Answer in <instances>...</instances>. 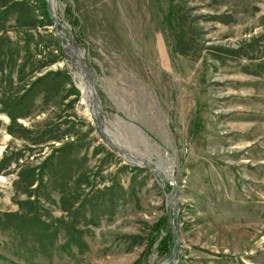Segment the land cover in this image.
<instances>
[{"label": "rangeland", "instance_id": "obj_1", "mask_svg": "<svg viewBox=\"0 0 264 264\" xmlns=\"http://www.w3.org/2000/svg\"><path fill=\"white\" fill-rule=\"evenodd\" d=\"M40 1L0 0V264H264V0Z\"/></svg>", "mask_w": 264, "mask_h": 264}, {"label": "bare ground", "instance_id": "obj_2", "mask_svg": "<svg viewBox=\"0 0 264 264\" xmlns=\"http://www.w3.org/2000/svg\"><path fill=\"white\" fill-rule=\"evenodd\" d=\"M48 1L52 5V7L54 8L55 5H56V1L55 0H48ZM66 48L70 52L69 56L77 63V65L79 63H82L84 65V67H85V69H83V71L81 73H79V76L81 78L80 88H81V91L83 93V104L85 105V103L88 102L87 107H88L89 113L91 115H94L96 120L98 122H100V124H101L100 109L98 110V112L96 114H95L94 109H93V106H96V104H97V102L95 100V96L98 99V92H97V88H96V85H95L94 78L92 77L91 73L89 72L90 70L87 68L88 66H86V64H85V61H84L85 60V55H84L83 52L79 53L78 51H76L74 49V47L72 45H70V44H68V46ZM89 103H91V104H89ZM99 106H100V103H99ZM105 132L107 134V138H108L109 143L112 145L111 147L117 148L119 153H122L123 154L122 156H124L125 160H127L130 164H133L135 166H140V165L137 164L135 158H132L131 155H129L127 152L124 153L122 151V148L118 147L117 143L108 135V131L106 129H105ZM140 163H143V162H140ZM140 167H142V166H140ZM153 169L156 172L158 171L157 172L158 174L164 175L166 177V174H165L164 171H162V170H160L158 168H153ZM175 254L176 253L174 251V255ZM163 264H174V263L173 262L171 263L170 261H166Z\"/></svg>", "mask_w": 264, "mask_h": 264}, {"label": "trees", "instance_id": "obj_3", "mask_svg": "<svg viewBox=\"0 0 264 264\" xmlns=\"http://www.w3.org/2000/svg\"><path fill=\"white\" fill-rule=\"evenodd\" d=\"M40 5L43 9L42 17L49 24H51L52 20L47 15L45 4L42 1H40ZM11 119L13 121L15 120L14 117H11ZM1 163H2V160L0 161V167H2ZM161 230H162V232H164V237L158 243L157 250H158L159 255L165 256L170 251V248H171L173 241H174V237L172 235V232L170 231L169 227H167V218L166 217H163L157 223L154 224V226L152 228V236H150V241L152 242V244H154V242L156 241ZM134 264H136V263H134Z\"/></svg>", "mask_w": 264, "mask_h": 264}, {"label": "water", "instance_id": "obj_4", "mask_svg": "<svg viewBox=\"0 0 264 264\" xmlns=\"http://www.w3.org/2000/svg\"><path fill=\"white\" fill-rule=\"evenodd\" d=\"M43 1H44L47 5H49L48 0H43ZM49 15H50V14H49ZM50 16H51L52 20L54 21V27L57 28L58 26H60V33L63 34V38L60 36V39L63 40L65 44H67L66 39H65V34H64V32H63L62 26H61L60 23H59L58 18H57L56 16H54V15H50ZM77 67L79 68L80 71H83V69H85V67H84V65H83L82 63H79V64L77 65ZM95 100H96L97 103L100 102V100L97 99L96 96H95ZM93 109H94V112H95V114H96V113L98 112V110H99V105L96 104V106H93ZM96 127H97L98 130L100 131V134H101V136L104 138V140L106 141V143H107L109 146H112V145L109 143L108 138H107V134H106V132H105V129L102 128L100 122H96ZM112 149H113L114 151H116L117 153H119V151H118L117 148L112 147ZM120 154H121V153H120ZM135 160H136V162L138 163V165H140V166L144 165L143 163H140V162H142V161H140V159L135 158ZM144 167L150 169V170H151L154 174H156V175L163 176V175H160V174L156 173L155 171H153V167L149 166L148 164H145ZM174 189H175V187H173V190H174ZM169 197L171 198V197H172V194H169ZM170 204H171V202H168L169 220H171V218H170V215H171V211H170V210H171V205H170ZM171 228H172V225H171ZM172 231H173V233H174V236L177 237V232H176L174 229H173ZM177 240H178V239H177ZM177 244H178V241H175V244L173 245V248H174V246L177 245ZM174 261H175V256H173V259L171 260V262L174 263Z\"/></svg>", "mask_w": 264, "mask_h": 264}]
</instances>
